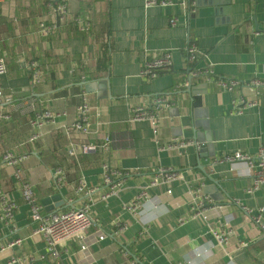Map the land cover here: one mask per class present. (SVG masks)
<instances>
[{"label": "crops", "instance_id": "1", "mask_svg": "<svg viewBox=\"0 0 264 264\" xmlns=\"http://www.w3.org/2000/svg\"><path fill=\"white\" fill-rule=\"evenodd\" d=\"M58 2L66 5L67 21L43 35L40 26L56 21ZM174 16L177 25L170 23ZM184 19L179 8L146 0L0 2V56L7 66L0 86L10 99L1 109L11 115L0 120V190L17 202L14 229L0 218V264L54 263L44 237L34 233L23 181L33 185L41 204L61 193L59 209L85 201L76 191L81 181L97 188L91 205L97 225L61 243L63 264H264V232L253 217L264 207V185L247 192V163L221 160L235 152L256 155L264 146V91L255 95L245 86L255 77L264 80V0H197ZM189 40L199 49L196 63L187 59ZM165 51L170 68L145 78L147 56ZM31 61L42 69L40 83L32 82ZM99 64L104 69L97 70ZM208 65L242 85L225 91L213 80L190 77L194 66ZM185 81L189 85H179ZM156 96L170 105L159 110L155 130L150 119L134 118L132 108L154 109ZM243 98L257 99V105L237 113L233 101ZM32 99L57 117L41 128L40 140L27 143L35 130L25 105ZM85 101L89 132L66 133L61 124L73 121ZM107 137L111 143L95 153L75 157L68 151L71 142ZM5 151L25 158L8 164ZM105 165L123 172V184L102 198L109 193ZM19 166L21 179L15 176ZM166 168L179 176L163 179L159 173ZM56 169L64 176L60 184ZM155 177L160 181L150 186L140 211L129 210ZM197 189L211 199L202 213L193 209ZM217 228L230 233L224 244L214 236ZM17 238L22 244L12 245ZM197 249L207 252L199 256Z\"/></svg>", "mask_w": 264, "mask_h": 264}, {"label": "built area", "instance_id": "2", "mask_svg": "<svg viewBox=\"0 0 264 264\" xmlns=\"http://www.w3.org/2000/svg\"><path fill=\"white\" fill-rule=\"evenodd\" d=\"M8 0H0V2ZM148 5H162L173 8H179L181 10L184 20L188 21L191 14L195 11L197 0H146ZM66 5L64 3H56V16L57 19L53 23H42L40 26V32L43 35H49L59 25L65 24L66 18ZM170 23L177 25L179 18L174 16L171 18ZM82 28H86V24L82 23ZM190 42L186 45L185 51L187 59L196 63L199 59V49L197 44L189 40ZM172 65V56L170 52H162L156 56H147L143 62L141 69L142 75L145 78H151L159 75L164 70H167ZM31 79L34 84L40 83L42 79V69L40 68L37 61H31L29 63ZM7 73V66L4 58L0 56V76ZM190 77H203L206 81L213 80L217 85L225 90L231 91L236 87L241 86L242 83L236 79L225 78L218 76L214 73L210 65L198 68L193 67L190 71ZM182 87L189 85L188 82L179 84ZM245 86L253 92L255 95H260L264 91V80L260 77L253 78ZM10 99L6 96L4 89L0 86V120H10V114H4L2 112V105L9 102ZM257 99H245L243 98L239 102L233 101L234 111L237 113H243L246 109L257 105ZM38 99H32L25 105H28V112L32 114L33 119L31 121L35 130L28 137L27 143H35L40 140L41 128L45 123H56L57 114L51 109L38 108ZM155 108H148L147 106H135L132 108V115L137 119H150L154 129L156 130L159 123V110L163 107L170 105L168 99L164 96H156L154 98ZM89 104L85 101L81 103L76 110V117L73 121L68 123H62L61 129L68 134L72 133H88L89 132ZM111 143L109 137L105 138L102 143L99 142H71L68 148L69 153L72 156L78 157L83 154H91L97 152L99 148H105ZM1 144V141H0ZM175 146V145H172ZM171 146V147H172ZM25 158V156H15L11 151H5L2 159L4 162L11 165H19V163ZM223 162L230 164H236L238 162H244L246 164V174L252 178V184L247 188V192L253 193L264 185V146L260 148L256 155H250L244 152H235L232 155L224 156L221 159ZM22 168L19 166L15 171V176L18 179L22 178ZM180 172L171 168L161 169L159 176L165 180H171L178 177ZM56 183H62L64 180L63 173L60 169L55 170ZM160 179L155 177L151 180L147 188L142 189L134 198V200L127 205L129 210L134 213H138L143 206V202L150 197V186L157 185ZM123 172L120 170H113L108 165L104 166V177L103 183L109 187V193L103 194L102 198L109 196L110 192H116L123 184ZM97 188L87 189L83 181L80 182L77 187V193L84 196L85 201L80 205H74L67 208L58 209L57 211L48 212L44 209V206L39 202L35 194L34 187L31 183L22 182V197L27 203L30 211L32 221L35 223L34 233L42 235L47 244V252L54 259L53 264H63L60 255V245L62 242L81 234L87 228L97 225L96 219L91 213V205L94 200V193ZM200 189L194 191V206L195 211L204 212L211 199L208 196L200 194ZM17 209V202L10 199L6 193L0 190V218L5 224L15 228L14 219L15 211ZM264 207L258 208L257 214H255L254 220L259 224L264 232L263 223ZM207 218V217H206ZM118 227L121 226L119 220H116ZM214 236L220 244H224L230 237L229 231L221 230L219 228L214 230ZM23 240L17 238L12 242V245H21ZM82 248H85L83 245ZM207 250L197 249L196 253L202 256Z\"/></svg>", "mask_w": 264, "mask_h": 264}, {"label": "water", "instance_id": "3", "mask_svg": "<svg viewBox=\"0 0 264 264\" xmlns=\"http://www.w3.org/2000/svg\"><path fill=\"white\" fill-rule=\"evenodd\" d=\"M42 204L46 211L52 212V211H57L60 207H62L65 204V200L61 195V193H56L43 199ZM134 258L138 262H140V260H138L135 255Z\"/></svg>", "mask_w": 264, "mask_h": 264}, {"label": "trees", "instance_id": "4", "mask_svg": "<svg viewBox=\"0 0 264 264\" xmlns=\"http://www.w3.org/2000/svg\"><path fill=\"white\" fill-rule=\"evenodd\" d=\"M101 68L104 69V68L102 67V64L97 65V70H100ZM130 258L133 259L131 256H130Z\"/></svg>", "mask_w": 264, "mask_h": 264}]
</instances>
